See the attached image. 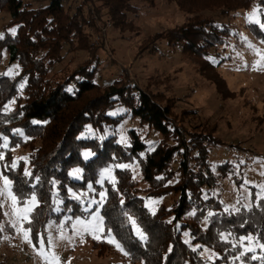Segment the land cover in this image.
<instances>
[{
	"label": "trees",
	"instance_id": "obj_1",
	"mask_svg": "<svg viewBox=\"0 0 264 264\" xmlns=\"http://www.w3.org/2000/svg\"><path fill=\"white\" fill-rule=\"evenodd\" d=\"M233 1L239 8H223V15L247 8L254 0ZM257 1L264 23V0ZM44 2L45 6L36 7L25 0H0V16L11 18L2 33L0 28V67L4 53L11 64L17 62L20 67L14 76H0V165L21 204L31 195L37 196L38 205L26 224L31 239L36 244L40 236L47 240L51 220L92 212L100 202L91 206L89 200H101L103 194L100 210L105 231L116 235L132 262L264 264V196L260 199L253 188L250 208L231 210L215 192L232 167L228 162L216 168L212 165V148L221 146L223 140L202 124L192 125L195 111L176 115L174 98L140 89L127 75L103 85L97 81L98 54L103 46L92 40H101L103 26L131 27L135 22L131 15H139V1L85 0L76 8L70 0ZM188 2V19L149 37L146 44L155 50L161 39L169 46H180L200 74L210 76L226 97L230 88L209 56L212 51L221 56L219 49L238 36L231 34L228 24L202 16L205 5L201 6V0ZM180 7H184L182 2ZM10 28H16L15 34ZM249 28L264 43L260 25ZM79 51L89 52V59L71 69L65 64L67 55ZM58 66L63 67L58 70ZM117 106L125 110L111 116ZM130 119L161 135L153 150L133 128L129 146L119 141L118 127ZM89 128L97 135L84 137ZM18 148L30 152L29 174L27 163L13 166ZM134 162L141 169L140 181L133 179L131 170L115 168L116 183L98 184L102 169ZM74 169L82 170L80 180L71 176ZM141 182L147 184L146 191L141 190ZM90 185L95 191L89 196L72 195ZM165 196H172L171 206L160 205L155 211L147 207V198ZM129 217L136 221L143 238ZM2 220L0 206V223ZM93 244L103 246L104 242ZM203 249L212 252L213 258L202 256Z\"/></svg>",
	"mask_w": 264,
	"mask_h": 264
},
{
	"label": "rangeland",
	"instance_id": "obj_2",
	"mask_svg": "<svg viewBox=\"0 0 264 264\" xmlns=\"http://www.w3.org/2000/svg\"><path fill=\"white\" fill-rule=\"evenodd\" d=\"M25 1L36 7L47 4L44 0ZM138 1L139 15H131L135 21L131 27L121 30L111 28L109 25L103 26L101 40L98 38L92 40L96 45L100 43L98 46H103L98 54L101 64L97 81L103 85L107 82L112 83L115 79H124L127 75L131 84L137 85L140 89L160 92L167 99L174 98L176 115L180 116L182 111H195L196 117L190 120L192 125L202 124L210 128L216 138L223 140L221 146L212 148V165L216 168L228 162L232 166L221 185L215 190L216 194L220 196L227 209L237 210L239 206L250 208L253 188L257 190L260 199L264 196V43L252 34L249 27L255 22L248 19L256 10L255 19L261 22L262 12L258 1L254 0L247 8L226 16L223 15V8L237 9L238 2L201 0V6L205 5L202 16L228 24L232 28L231 34L238 36V39L232 38L229 46L219 49L221 56L217 57L215 51L209 56V61L217 67L230 88L231 93L226 97L218 92L216 85L209 79L210 76L200 74L199 67L181 51L180 46H169L167 41L161 39L156 41L155 50L148 49L150 45L146 44L149 37L173 29L188 19L186 9L189 5L188 0H152L153 3ZM84 2L85 0H70L74 8ZM180 2L184 7H180ZM10 19L8 14L0 16L1 33ZM262 30L264 31V28ZM9 32L15 34L16 28H10ZM67 56L65 64L76 70L89 59L90 55L89 52L79 51ZM9 59L8 54L4 53L0 76L11 77L19 72V64L17 62L11 64ZM62 67L58 66L57 69L60 70ZM123 110L124 107L117 106L110 115L115 117ZM182 124L186 126V123ZM131 128L150 145L149 150H153L161 140L158 132L151 130L147 125L141 126L138 120L130 119L118 127L121 143L130 145ZM96 135L97 132L89 128L84 137L92 138ZM29 154L28 149L15 150L13 166H17L19 162L28 164ZM115 168L131 170L136 181L142 178L137 162L121 164L119 167L110 165L101 170L98 184L104 181L116 183ZM29 170L28 164L26 174H29ZM76 170L79 172L73 175ZM71 172L74 179L82 178L81 169H74ZM5 179L10 181L4 176L0 165V206L3 212V220L0 223V264H56V261L52 260L53 255L58 258V264H145L144 261L132 262L122 247L123 251L114 243H109L110 238H114L116 242L118 240L116 235L105 231L104 223L103 230L95 233L99 239H94L93 233L84 230V225L94 222L96 218L103 220L100 210L104 200L102 196L101 200L95 197L89 200L91 206L100 203L95 210L82 217L69 216L49 221L46 228L47 240L40 236L39 243L36 244L31 239V232L26 224L38 205L37 196L33 194L21 204L19 198L12 192L11 181L5 189ZM140 188L146 191L147 184L141 182ZM94 191L90 185L87 190H81L78 194L72 192V195L82 198ZM9 192L16 197L15 205ZM33 197L35 203L32 202ZM172 201V196L147 198L146 205L155 211L160 205L171 206ZM29 208L31 211H26ZM132 221L130 220L134 229L140 230L136 221L134 220L135 224ZM25 232H28L27 240ZM41 240L43 245L40 243ZM96 240L103 241L104 245L95 246L93 242ZM195 248L198 249L196 246ZM200 253L204 257L213 258L212 252L208 249H203Z\"/></svg>",
	"mask_w": 264,
	"mask_h": 264
},
{
	"label": "snow or ice",
	"instance_id": "obj_3",
	"mask_svg": "<svg viewBox=\"0 0 264 264\" xmlns=\"http://www.w3.org/2000/svg\"><path fill=\"white\" fill-rule=\"evenodd\" d=\"M255 17H256V10H254V12L249 15L248 19H249L250 22H255V23L259 24L261 28H264V23H261L259 20L255 19ZM87 155H89V154L86 153L85 156H87ZM78 172H79V170H76L73 173V175H76ZM4 183H5V189H7L9 184H10V181L5 179ZM8 194L11 197V199L13 201V204L15 205L16 197L12 196L11 192H9ZM102 196H103V194H102ZM32 202L35 203V197L32 198ZM26 211H31V209L29 208ZM24 218L27 219L26 216ZM129 219L131 220V217H129ZM132 223L135 224V221H132ZM102 225H103L102 218H96V220L94 222H90V223L84 225V230L93 233L94 234L93 235L94 239H99V236L95 235V233L100 232V231L103 230ZM137 234L141 235V238H143V235H142V233H140V230L138 228H137ZM28 238H29L28 237V232H25V239L27 240ZM108 242L109 243H114L119 250L123 251V249L121 248L120 244L118 242H116L114 238L108 239ZM40 243H41V245H43V240H41ZM41 254H43V249H41ZM125 254H127V253H125ZM52 260L56 261V264H58V258L55 257L54 255L52 256Z\"/></svg>",
	"mask_w": 264,
	"mask_h": 264
}]
</instances>
